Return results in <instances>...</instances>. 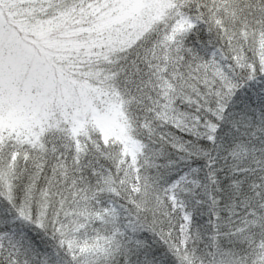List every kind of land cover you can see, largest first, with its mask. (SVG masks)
<instances>
[{
  "label": "snow or ice",
  "instance_id": "snow-or-ice-1",
  "mask_svg": "<svg viewBox=\"0 0 264 264\" xmlns=\"http://www.w3.org/2000/svg\"><path fill=\"white\" fill-rule=\"evenodd\" d=\"M0 264H264V0H0Z\"/></svg>",
  "mask_w": 264,
  "mask_h": 264
},
{
  "label": "trees",
  "instance_id": "trees-1",
  "mask_svg": "<svg viewBox=\"0 0 264 264\" xmlns=\"http://www.w3.org/2000/svg\"><path fill=\"white\" fill-rule=\"evenodd\" d=\"M205 219H206V217H205Z\"/></svg>",
  "mask_w": 264,
  "mask_h": 264
}]
</instances>
